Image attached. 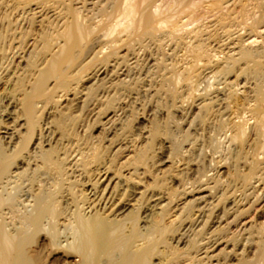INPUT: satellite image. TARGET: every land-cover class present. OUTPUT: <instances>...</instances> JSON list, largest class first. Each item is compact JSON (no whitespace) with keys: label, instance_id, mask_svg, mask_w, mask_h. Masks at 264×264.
<instances>
[{"label":"bare ground","instance_id":"6f19581e","mask_svg":"<svg viewBox=\"0 0 264 264\" xmlns=\"http://www.w3.org/2000/svg\"><path fill=\"white\" fill-rule=\"evenodd\" d=\"M0 1L1 26L7 21H3L4 13L20 10V21L26 16L24 20L29 21L30 27L17 38V48L22 53L6 58L11 63H5L0 69V84L4 83L11 94L15 93L12 102L16 101L20 122V128H5L8 138L7 135L0 137V141L9 140L6 143L9 147L15 145L10 153L12 147L5 148L0 142V189L3 181L12 180L13 176L15 179L29 177V203L32 205L26 207L18 193L10 194L9 198L0 193V264H264V223H260L264 218V30L261 31L264 0H168L169 11L179 10L182 15H194L196 19L202 15L210 20L211 26L206 24L205 27H214L212 31H197L193 35L197 43L191 50L194 59L206 61L203 67L195 64L187 69L182 81L190 86L199 78L198 70L211 67L217 70V75L231 76L236 82L241 78L252 80L253 87L247 94L241 95L230 87L226 100L236 109L250 102L254 119L248 128L243 121L227 122L232 130L231 141L237 144L230 170L232 182L223 187L220 179L206 175L199 182L200 187H192L190 192L184 187L182 194L178 191L168 197L165 195L167 174L156 176L150 165L156 157L152 151L160 133L157 126L147 137L146 146L135 148L131 160L120 167L112 160L100 168L103 155L67 156L58 147L42 141L44 136L39 132V126L44 111L51 106L54 109L61 107V101L56 100L57 91L64 94L61 98L73 94L74 99L79 100V88L84 79H95L108 67L95 68V63L106 64L116 56L118 46H113L111 53L102 60L95 57L85 64L101 26L86 21L73 0L65 3L59 0ZM34 1L38 4H31ZM114 1L115 4L98 8L108 22L112 21L106 30L110 36L119 30L127 34L126 39L118 40L120 46L131 47L134 41L142 43L147 39L154 41L163 31L165 24L158 11L153 9L158 0H125L124 4H119L120 0ZM231 2L235 4L233 9L225 6ZM51 18L62 19L63 26L50 35L43 32L40 39L34 38L28 44L26 40L34 31L36 21L41 19L43 27L45 20ZM179 23L178 19L170 21L171 33H177ZM12 24L7 21L3 26L1 45L10 37L9 40H16L14 33H10ZM233 28L242 31L232 35ZM248 31L257 37L249 43L243 38L244 32ZM241 32L243 34L239 35ZM218 35H223L218 44L221 39H225L224 42L237 40L234 44L237 52L220 60L214 59L207 42L217 39ZM183 37L178 39L182 41ZM93 67L94 70L89 72ZM98 96L94 90L86 95V100ZM214 108V103L204 104L205 118L214 113ZM69 112L60 116L65 118ZM250 133L252 142H258L256 146L263 141V152L253 156L246 152ZM38 135L39 139L35 140ZM33 150L39 151L34 157L42 166L30 177L29 169L19 171L31 166L29 156ZM90 165L100 169L93 174ZM39 169L53 176L56 183L34 189ZM76 172L80 177L88 178L87 181L79 184L68 180ZM146 179L151 182L147 183ZM196 191L208 195L194 199ZM7 204L14 215L12 221L19 225L14 231L9 229L8 218L3 213ZM174 208L177 214L172 220ZM62 228L70 231V236L64 237Z\"/></svg>","mask_w":264,"mask_h":264},{"label":"rangeland","instance_id":"374dc122","mask_svg":"<svg viewBox=\"0 0 264 264\" xmlns=\"http://www.w3.org/2000/svg\"><path fill=\"white\" fill-rule=\"evenodd\" d=\"M7 1L9 2L10 0H6V3ZM18 1L22 2V0ZM59 1L65 3L69 0ZM115 3L116 1L114 0H73V4L79 9L86 21H89L94 26H101L96 37H94L93 44L89 48L85 64L95 57L98 60H102L106 55L111 53L113 46H118V51L116 56L112 57L108 63H95V68L105 67V65L108 67L97 78L91 80L88 78L84 79L79 88L81 92L79 100L74 99L73 94H67L66 97L61 98L64 94L60 90L57 91L56 100L61 101V107L60 109H54L51 106L44 111L39 126V132H42L44 136L42 137V141L46 145L50 144L51 146L58 147L60 152H64L67 156L83 155L92 157L94 154L103 155V165L99 166L100 168L106 167V164L108 165L112 160L116 163L117 167H120L125 166L131 160V157H133L132 152L135 148L138 149L146 146L147 137L150 136L151 132L157 126L160 133L153 144L152 151L156 157L150 165L153 166L152 171L156 176L163 173L167 174L168 191L165 193L166 197H168V194L170 196V193L171 195L177 194L178 191L182 194L184 187L189 192L192 190V187H200L199 182L206 175L220 179L223 187H225L230 181L232 182L230 170H232L234 163L233 152H237V144L231 141L232 130L227 126V122L230 120L234 122L243 121L247 128L254 123L249 109L250 102L245 103L242 108L236 109L228 105L226 94L230 87L241 95L247 94L251 87H253V81L241 78L236 82L235 78L231 76L217 75V70L211 67L198 70L199 78L192 85L188 86L182 81L185 71L195 64L196 66L203 67L206 61L205 59L197 61L194 59L191 51L195 47V44H197L194 36L197 31H212L214 27H205L206 24L207 26H211L209 24L210 20L203 18L202 15L199 17L200 19H196L194 15L185 16L179 10L171 12L168 10V0H158L156 2L158 4H155L153 9L154 11H158L160 20L165 24V27L163 31L158 33L157 41L147 39L142 43L134 41L130 45L131 47L120 46L117 43L118 40L126 39L127 34L119 30L110 36L106 30L110 28L112 21L108 22L107 17L101 14L98 8L100 5L110 6V4ZM124 3L125 0L119 1V4ZM232 3H230L231 5L226 4L225 6L233 9L235 4L233 5ZM31 4L38 3L34 1ZM251 8L252 6L249 7V9ZM10 12L11 10L4 13L5 15H2L3 21L7 20L13 23L10 33H14L13 38H16V40L13 42L9 40L10 37L6 42H3L4 44L2 43L3 46L0 44V69L3 65L5 66V63H11L10 59L14 54L22 53V50L17 48L19 47L17 38H20L22 31L30 28H28L29 21L24 20L26 16L20 21V10L18 12ZM54 18L45 20L46 23L43 27L40 23L41 19H38L33 27L34 31L30 34V38L26 40L28 41L27 43L31 44L34 38L40 39L43 32L50 35L55 32L57 27L63 26L64 21L62 19L61 21L60 19L55 21ZM116 19H113V21ZM173 19L180 21V27L177 33L174 34L171 33V28L169 27L170 21ZM3 26H1L0 21V34ZM21 26L22 29H20ZM217 28L215 29L218 30ZM240 28L238 30L242 31ZM231 30L233 31L234 28ZM238 30H234L232 35ZM263 30L264 24L261 26V31ZM218 31L219 34H222L220 32L222 30L219 29ZM242 34V32L239 33V35ZM222 36L218 35L217 39L211 40L210 43L207 42L210 55L217 60L237 52V49H234V44L237 40L224 42L225 39H221L220 44H218L219 38ZM237 36L235 35L234 37L238 39ZM159 37L160 40L158 39ZM178 37H183L184 40L181 41ZM250 37L252 38L248 40ZM243 38L249 43V41L257 37L256 34H251L248 31L246 33L244 32ZM8 57L10 58L9 60L6 59ZM39 59L40 56L37 57L36 61ZM94 67L89 72L93 71ZM178 81L180 82L178 83ZM247 81L248 83L244 85L243 83ZM1 84L0 137H4L7 135L6 127L10 128L12 126V130L20 122L18 120V108L15 109L17 107L16 101L14 103L12 102L14 101L15 93L11 94L10 88L6 89L4 83ZM126 86L128 87L126 88ZM94 90L100 96L97 99L86 100V95ZM98 98H102L103 101H99ZM207 103H214L215 108L214 113L205 118L203 106ZM216 105L219 106L217 107ZM67 112L69 113L65 118L60 116L62 113ZM251 135L250 133V142L248 141L249 144L246 146V152L250 156H253L256 153L263 152L261 148L263 141L256 146L258 142H252L253 138ZM36 139H39V135L36 136ZM5 141L2 140L0 142L4 143L5 148L11 149L10 147L12 146L9 147L6 144L9 140ZM14 148L15 145L9 152L11 153ZM32 152L29 156L31 159L30 163H32L31 166H26L19 171L23 172L29 169L28 176L30 177L33 171L42 166L41 162H36V158L34 157L39 151L33 150ZM15 167H13L12 172L15 171ZM99 167L95 165L89 166L93 170V174ZM186 168L187 172L185 171ZM79 175L80 173L76 172L68 180L77 181L79 184L82 181H87L88 178H82ZM29 179V177L15 179V176H13L10 181L4 180V185H2L0 193L5 198H9L10 194L18 193L21 200L25 202L24 205L30 207L32 205L29 203V192L31 191V180ZM146 181L147 183L151 182L148 179ZM55 183L56 180L53 176L39 169L38 177L33 187L34 189H37L39 185H48L49 187ZM211 186H214V184ZM262 186L264 187V178L262 180ZM204 188L202 189L204 190ZM197 191L193 194L194 199L208 195L207 192L200 194ZM219 196L220 194L217 195V198ZM191 198L192 196L189 197V200ZM178 205L182 206L181 204ZM4 209L3 213L5 218H8L6 221L9 229L14 231L19 225H16L14 220L12 221L14 215L11 213L9 204L5 205ZM175 209L171 211L172 220L175 219V214H177ZM261 221L264 223V218L260 220V223H262ZM61 231L64 237L70 236L71 232L67 229L62 228Z\"/></svg>","mask_w":264,"mask_h":264}]
</instances>
